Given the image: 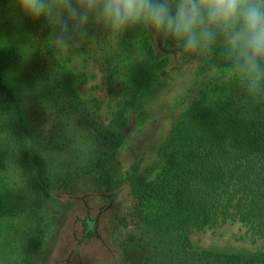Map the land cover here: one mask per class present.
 Here are the masks:
<instances>
[{
  "label": "trees",
  "instance_id": "16d2710c",
  "mask_svg": "<svg viewBox=\"0 0 264 264\" xmlns=\"http://www.w3.org/2000/svg\"><path fill=\"white\" fill-rule=\"evenodd\" d=\"M89 32L97 36L93 44L58 49L45 18L34 20L12 0H0V239L11 218L4 264H40L50 228L46 204L80 194L131 202L121 218L131 236L123 249L128 264H264V253L204 249L190 239L193 230L227 220L264 238V100L222 81L174 123L155 176L138 164L122 175L117 161L129 111L165 86L161 77L172 59L157 56L145 27L118 42L92 26ZM135 43L141 44L136 52ZM178 52L187 62L200 61L199 76L222 65L218 49ZM74 57L82 59L81 70ZM91 63L122 97L106 116L101 100L79 90L92 79ZM90 180L93 191L72 193ZM3 191L18 194L21 209L14 214Z\"/></svg>",
  "mask_w": 264,
  "mask_h": 264
},
{
  "label": "rangeland",
  "instance_id": "374dc122",
  "mask_svg": "<svg viewBox=\"0 0 264 264\" xmlns=\"http://www.w3.org/2000/svg\"><path fill=\"white\" fill-rule=\"evenodd\" d=\"M149 44L159 58L170 56L171 65L161 77L165 86L151 100L129 111L130 123L125 132V145L118 155L117 169L126 175L138 164L140 172L151 178L156 174L152 168L158 161V151L174 123L203 92L229 79L214 71L197 75L200 61H185L171 42L162 43L159 34L152 30ZM140 48L141 44L135 43L134 52ZM74 60L76 69L81 70L82 59L74 57ZM87 70L92 79L88 84L80 85L79 90L85 98L101 100L104 104L102 114L106 116L109 107H114L122 97L118 98V90L109 91L112 83L109 75L99 72L92 63ZM94 187L90 180L71 191L87 193L85 191H93ZM3 193L10 214H14L17 207L21 209L16 192ZM130 204L120 196L109 200L100 194H91L88 198L80 194L75 200L62 197L54 204H46L50 228L40 252V264H128L130 261H125L123 249L131 236L121 218ZM10 224L11 218H7L3 239H0V264L7 258L9 242L5 234L9 232ZM190 239L194 246L204 249L264 253V238L238 221L227 220L203 230H193Z\"/></svg>",
  "mask_w": 264,
  "mask_h": 264
},
{
  "label": "clouds",
  "instance_id": "9594fccd",
  "mask_svg": "<svg viewBox=\"0 0 264 264\" xmlns=\"http://www.w3.org/2000/svg\"><path fill=\"white\" fill-rule=\"evenodd\" d=\"M25 16L55 27L58 49L97 41L92 26L118 42L145 27L186 53L211 52L213 71L235 81L246 98L264 100V0H12Z\"/></svg>",
  "mask_w": 264,
  "mask_h": 264
}]
</instances>
